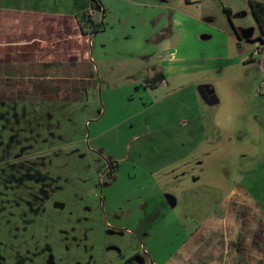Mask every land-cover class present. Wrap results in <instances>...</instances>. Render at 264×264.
<instances>
[{
	"label": "rangeland",
	"instance_id": "obj_1",
	"mask_svg": "<svg viewBox=\"0 0 264 264\" xmlns=\"http://www.w3.org/2000/svg\"><path fill=\"white\" fill-rule=\"evenodd\" d=\"M105 1L120 12L95 16L106 32L90 34V89L34 104L0 100V264H125L135 254L138 264H162L235 202L264 215V51L253 55L263 43L253 41L262 33L251 0H167L164 13L146 8L158 0ZM155 13L184 18L172 31L216 56L217 68L152 88L148 69L160 59L122 63L139 54ZM204 19L228 34L203 42ZM161 26L159 37L171 34ZM202 84L218 105L202 100ZM38 116L29 132L24 120Z\"/></svg>",
	"mask_w": 264,
	"mask_h": 264
},
{
	"label": "crops",
	"instance_id": "obj_2",
	"mask_svg": "<svg viewBox=\"0 0 264 264\" xmlns=\"http://www.w3.org/2000/svg\"><path fill=\"white\" fill-rule=\"evenodd\" d=\"M78 1L72 0L68 5L64 3L65 0H0V94L7 93V96L15 97L21 91L26 99L43 98L52 101L59 96L60 91L91 88L95 76L89 56L94 42L92 43L90 34L83 32L78 16L84 13L88 16V11L92 9L98 15L102 14L105 22L110 12L120 10L114 3V9L108 8L105 0H100L101 9L93 8V0H87L86 6L78 9ZM117 2L122 7L138 3L135 0ZM189 2L191 4L192 0ZM165 3L167 0H158L157 4H147L146 8H154L162 13L172 10ZM178 14L187 15L181 11ZM179 15H171L166 20L158 17L161 16L160 13H155L151 18L147 14L139 54L128 53L124 60L117 57L122 63L136 60L147 66L151 63L149 59H160L161 66L148 69L149 73H154L153 77L158 74L164 76V80L155 88L158 85H168L171 80L217 68V61H220L216 56L208 55V51L205 55L194 51L184 43L188 35L184 38L183 34L180 35L181 31H172L184 19ZM202 22L203 25L198 23V33H202L199 35L203 42L228 34L209 24L211 21L207 19ZM114 24L107 23L106 26L110 29L115 27ZM159 24H162L161 31L171 29V34L159 37L156 31ZM131 29L134 30L132 27ZM100 32H106V29L103 28ZM125 39L129 41L128 37ZM221 44L222 42L218 45ZM207 46L211 47L209 44L205 47ZM101 47L105 45L102 44ZM180 47H184L183 56L178 55ZM224 47L221 46L220 49ZM153 77L147 79L148 86ZM236 201L240 202L242 199ZM236 205V202L232 204L234 211L222 210L211 221L212 225L195 230L162 264H264V215L250 210L251 208L246 209L245 206L237 209ZM251 221L254 222L248 226Z\"/></svg>",
	"mask_w": 264,
	"mask_h": 264
},
{
	"label": "trees",
	"instance_id": "obj_3",
	"mask_svg": "<svg viewBox=\"0 0 264 264\" xmlns=\"http://www.w3.org/2000/svg\"><path fill=\"white\" fill-rule=\"evenodd\" d=\"M250 5H251L253 15L257 21V24L260 28L261 33H262V36L254 39L253 41L261 42L264 44V2H261L258 0H251ZM94 7L101 9L100 4H96ZM226 11H227L228 17H229V19L233 25L231 9H226ZM78 21L82 27L83 32H87V34L99 33L102 30V27L104 25L103 24L104 22L100 23V22H97L95 20H92L91 18H89L87 16L86 13L78 16ZM233 27H234V25H233ZM86 28L88 29V31L84 30ZM234 31H235L236 35L238 36V38L241 40L240 35H239L238 31L235 29V27H234ZM163 80H164V76L162 74H158L155 77H153L151 80H149V83L151 84L150 86L152 88H155V86L157 84H159L160 82H162ZM137 258H138V255L135 254V255L131 256L130 258H128L126 260L125 264H138L136 262Z\"/></svg>",
	"mask_w": 264,
	"mask_h": 264
},
{
	"label": "flooded vegetation",
	"instance_id": "obj_4",
	"mask_svg": "<svg viewBox=\"0 0 264 264\" xmlns=\"http://www.w3.org/2000/svg\"><path fill=\"white\" fill-rule=\"evenodd\" d=\"M36 92V91H35ZM0 100H6V101H9V102H26V103H37L39 101H43L44 99L42 98L41 100L40 99H35L36 101L34 102L33 100L34 99H26L23 95H22V92L20 91V93L15 96V97H9L7 96V93L6 94H0ZM16 100V101H15ZM25 109V108H24ZM27 113L26 111L23 112V116L24 117H27ZM40 119L39 116L37 118H34L33 120H29V119H26L24 120L25 121V128L27 130H29V132H34L35 128H34V125L36 124V127H38L41 123H40ZM31 173V169L27 170V174H30Z\"/></svg>",
	"mask_w": 264,
	"mask_h": 264
},
{
	"label": "water",
	"instance_id": "obj_5",
	"mask_svg": "<svg viewBox=\"0 0 264 264\" xmlns=\"http://www.w3.org/2000/svg\"><path fill=\"white\" fill-rule=\"evenodd\" d=\"M197 91L202 98V100L209 106H216L219 104V99L216 95L215 90L210 87L209 85L202 84L199 85L197 88ZM167 202L170 205L171 208L175 207L176 201L171 196H166Z\"/></svg>",
	"mask_w": 264,
	"mask_h": 264
},
{
	"label": "built area",
	"instance_id": "obj_6",
	"mask_svg": "<svg viewBox=\"0 0 264 264\" xmlns=\"http://www.w3.org/2000/svg\"><path fill=\"white\" fill-rule=\"evenodd\" d=\"M97 15V13L96 12H93V11H91V12H88V16H89V18H96L95 16ZM260 45H262V46H260ZM264 44H260V43H258V49H257V51L255 52V54H253L254 56L255 55H260L264 50Z\"/></svg>",
	"mask_w": 264,
	"mask_h": 264
}]
</instances>
